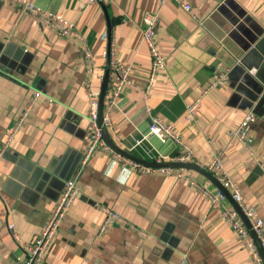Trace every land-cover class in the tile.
Returning <instances> with one entry per match:
<instances>
[{"label": "crops", "instance_id": "1", "mask_svg": "<svg viewBox=\"0 0 264 264\" xmlns=\"http://www.w3.org/2000/svg\"><path fill=\"white\" fill-rule=\"evenodd\" d=\"M29 1L74 25L86 41L93 71L86 88L78 43L0 1V145L40 93L0 160V264L23 262L24 246L56 205L61 191L54 197L42 194L37 177L56 168L69 171L79 159L77 197L42 264H252L222 214L232 208L226 199L221 209L213 207L186 180L164 175L133 173L125 180L102 150L82 166L81 161L89 143L90 92L100 96L109 75V57L102 58L101 47L110 44L112 55L131 66V83L110 113L109 141L147 162L187 149L205 170L219 155L223 172L264 230V0H182L189 13L175 2L159 7V0H111L104 8L97 0ZM150 13L158 15L155 40L166 66L147 89L150 56L141 28ZM217 64L227 81L186 120V106L212 81ZM248 112L256 117L248 131L249 151L234 137ZM152 119L172 125L176 142L156 136L141 140ZM188 172L197 185L207 186L205 177ZM101 206L128 225L114 223L100 233Z\"/></svg>", "mask_w": 264, "mask_h": 264}, {"label": "built area", "instance_id": "2", "mask_svg": "<svg viewBox=\"0 0 264 264\" xmlns=\"http://www.w3.org/2000/svg\"><path fill=\"white\" fill-rule=\"evenodd\" d=\"M3 3H10L14 5L20 12L24 15H33L37 18L39 23L45 29H50L55 31V33L63 38L70 41H75L81 47L85 60L86 78L85 87L89 88V84L92 79V61L91 54L89 52L88 46L86 44L83 36L74 28V25L68 22L61 14L53 13L48 10L37 7L29 0H0ZM86 2H93L96 0H82ZM103 4L109 3L111 0H100ZM167 2H175L180 6V8L186 12H190V6L182 0H159V7ZM192 18H195L193 15ZM158 22L157 13L145 14L142 17V28H141V38L145 43L148 53L150 56V66L147 72V89L153 83L155 77L165 69L166 63L159 52L156 45L155 35L156 26ZM106 34L100 36V40L106 41ZM101 56L103 59L109 57V77L108 79L112 82L109 85L107 81L105 92L103 95V107L101 114V126H98V93L90 92V102L88 109V121L90 124V131L88 132V147L83 155L81 166L84 165L90 156H92L96 151L102 150L110 156V162L113 164H118L120 166L121 175L126 180L131 174H152V175H164L168 177H174L176 179H183L189 182L191 186L198 189L210 203L211 206L220 208V203L225 200L222 192L211 182L207 181V186L200 187L196 182L189 176V172L183 169L177 168H154L139 164L135 161L127 159L121 154L115 152L108 144L107 141L103 139V132L109 131L110 129V113L112 109L116 107L117 100L124 90L131 83V66L123 63L122 61L115 58L111 49L102 46ZM215 76L211 82L206 85L200 96L195 99L192 103L186 106L185 119L190 120L194 116L195 112L198 110L202 100L212 89L218 88L223 85L226 81V74L220 71V65L215 66ZM40 95V93H35L30 99L27 107L23 109L20 114L15 118L14 125L11 131L6 136L4 143L0 145V160L7 149L8 143L13 139V136L20 130L22 125L26 122L29 117L34 100ZM47 101H50L48 97H45ZM149 107L145 108V112L149 113ZM256 117L254 113L248 112L240 122L236 131L234 132V137L237 141L245 148V150H250V139L248 136V131L251 124L255 121ZM173 126L169 124H163L156 119H152L148 133L142 137L141 140L146 139L148 136H156L161 140L171 139L176 142V138L173 136ZM141 140L135 141L139 144ZM153 162L163 163V162H179V163H193L190 152L185 149L179 152L175 157H158ZM214 179L229 193L232 201L241 209L244 217L248 220L250 228L257 237L260 246L264 250V230L263 222L261 219L255 218V211L244 205V198L241 190L233 184V182L227 177L223 172L222 164L220 161V156L217 155L206 169ZM77 187L75 181H68L64 184V187L58 197L55 207L48 215L43 227L39 234L34 237L31 243L24 246L25 259L21 264H42L44 256L47 254L48 248L51 244V240L55 233L58 231L67 211L71 207L73 201L77 197ZM103 214V220L100 225V233H103L109 225L114 223H121L123 225H128L125 220H123L116 212L109 209L108 207H99ZM222 210V214L226 221L232 226L233 231L238 235L240 240L243 242L245 249L249 253L250 260L252 264H263V260L258 252V249L250 235V231L246 228L244 222L239 217L237 212L231 208L229 210Z\"/></svg>", "mask_w": 264, "mask_h": 264}, {"label": "water", "instance_id": "3", "mask_svg": "<svg viewBox=\"0 0 264 264\" xmlns=\"http://www.w3.org/2000/svg\"><path fill=\"white\" fill-rule=\"evenodd\" d=\"M98 3L103 7V4L100 0H97ZM104 8V7H103ZM109 43V42H108ZM108 48H110V44H107ZM240 66V65H239ZM242 66V65H241ZM243 71L249 75L250 77H257L256 71L254 73H251V68L249 67H241ZM238 69V68H236ZM107 75L108 72L105 74L104 80H103V87L99 96V107H98V126L101 124V114H102V105H103V95L105 92V87L107 84ZM259 80V78L257 77ZM261 82V81H260ZM262 83V82H261ZM262 91L264 92V84H261ZM103 139L108 142L109 146L117 153L121 154L122 156L126 157L127 159H130L132 161H135L139 164L149 166V167H154V168H177V169H183L187 171H193L203 177H205L207 180L211 181L224 195L225 199L230 203L232 208L237 212L239 217L242 219L244 222L246 228L250 231V235L258 249V252L263 260L264 264V250L260 246V243L253 233V231L250 228V224L248 220L244 217L241 209L232 201L229 193L214 179V177L207 172L205 169L201 168L199 165L194 164V163H179V162H163V163H155V162H147L143 161L141 159L135 158L120 149L116 148L113 142L109 141V138L107 136L106 132H103ZM80 160V159H79ZM79 160L76 164H72L71 168L69 171L65 172V167L63 168L62 171H60V168H56L54 171H46L44 174H41L40 176L37 177L36 179V184L39 187V189H42L41 193L45 195H50V196H56V192L62 191L61 188L63 189L64 184L68 181H74L75 180V175L76 171L79 168ZM63 165V163L60 164V166Z\"/></svg>", "mask_w": 264, "mask_h": 264}, {"label": "rangeland", "instance_id": "4", "mask_svg": "<svg viewBox=\"0 0 264 264\" xmlns=\"http://www.w3.org/2000/svg\"><path fill=\"white\" fill-rule=\"evenodd\" d=\"M200 96V95H199ZM201 105V104H200ZM200 107V106H199ZM185 113H186V111H185Z\"/></svg>", "mask_w": 264, "mask_h": 264}]
</instances>
